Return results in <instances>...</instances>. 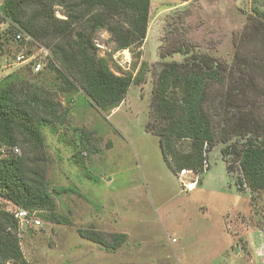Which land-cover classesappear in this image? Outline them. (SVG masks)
Here are the masks:
<instances>
[{"label": "rangeland", "instance_id": "1", "mask_svg": "<svg viewBox=\"0 0 264 264\" xmlns=\"http://www.w3.org/2000/svg\"><path fill=\"white\" fill-rule=\"evenodd\" d=\"M254 8L264 9V0H150L140 46L117 49L110 34L99 30L96 52L115 75H135L146 63L144 80L131 83L108 110L99 109L80 87L60 92L46 66L37 74L25 70L16 55L42 52L35 41L12 40L15 29L2 20L0 79L18 73L61 102L57 117L42 126L52 213L60 220H46L50 211L32 210L40 224L17 226L25 264H264V189L238 181V164L219 136L222 111L211 112L213 146L201 169H190L198 176L178 177L179 160L194 148L189 138L174 139L173 151L163 157L153 116L161 68L195 52L233 64L235 42ZM176 45L188 50L186 56L166 54ZM242 48L249 57L256 49L264 53L248 37ZM168 90L177 93L174 86ZM194 180L192 189L182 184ZM0 207L11 213L18 208L1 195Z\"/></svg>", "mask_w": 264, "mask_h": 264}, {"label": "trees", "instance_id": "2", "mask_svg": "<svg viewBox=\"0 0 264 264\" xmlns=\"http://www.w3.org/2000/svg\"><path fill=\"white\" fill-rule=\"evenodd\" d=\"M149 6L150 0H1L0 23L7 21L15 29L12 40L20 32L27 37L21 42L35 41L34 46L49 50L44 66L55 74L60 92L80 87L99 109L108 110L124 98L131 83L144 80L146 63L135 75H115L107 58L97 54L95 35L107 31L117 49L140 46ZM250 18L235 42L233 64L195 52L161 68L153 116L159 122L155 132L163 157L173 151L171 140L189 138L194 152L180 159L177 168L199 170L204 148L209 151L214 142L211 112L221 110L227 115H222L219 131L220 140L228 143L224 151L238 164L240 184L258 190L264 189V53L256 49L249 57L242 44L247 37L256 39L264 50V9L254 8ZM171 52L186 56L188 50L176 45L166 54ZM170 86L178 95L169 94ZM54 97L47 87L18 73L0 79V195L16 207L50 211L45 219L58 222L46 180L42 133V126L57 117L61 106ZM14 146L19 147L18 154L1 153V148ZM16 230L13 213L0 207V264H25ZM87 236L99 241L96 233Z\"/></svg>", "mask_w": 264, "mask_h": 264}, {"label": "built area", "instance_id": "3", "mask_svg": "<svg viewBox=\"0 0 264 264\" xmlns=\"http://www.w3.org/2000/svg\"><path fill=\"white\" fill-rule=\"evenodd\" d=\"M25 39L27 37H25L22 33L17 32L14 36V41L16 42H21L22 39ZM39 51L42 52V56H40V54H34L33 52L31 53H24V52H19L16 55V61L18 63H22L23 66L24 65H30L31 69L33 72H38L40 71L43 67H44V63L45 60L48 59V57L50 56L49 50L45 47H38ZM14 153V154H18L19 153V149L14 146L11 148H1V153L5 154V153ZM207 151H203V155H204V159L203 162L205 163V155H206ZM204 167H206V164H204ZM189 175V174H193L195 176H198L197 172H193L190 169H185L182 168L178 171V177L181 176H185V175ZM195 180L194 181H187V182H182V184L184 185L185 188L187 189H192V187L194 186ZM14 217L17 220V226L18 229L21 230V228H27L30 226H37L40 224V220L39 218L36 216L35 212L29 211L25 208H21L18 207L15 210L12 211ZM6 264H10L9 262H6Z\"/></svg>", "mask_w": 264, "mask_h": 264}, {"label": "crops", "instance_id": "4", "mask_svg": "<svg viewBox=\"0 0 264 264\" xmlns=\"http://www.w3.org/2000/svg\"><path fill=\"white\" fill-rule=\"evenodd\" d=\"M0 4H1V0H0Z\"/></svg>", "mask_w": 264, "mask_h": 264}, {"label": "bare ground", "instance_id": "5", "mask_svg": "<svg viewBox=\"0 0 264 264\" xmlns=\"http://www.w3.org/2000/svg\"><path fill=\"white\" fill-rule=\"evenodd\" d=\"M125 53V52H124ZM127 55V54H126ZM193 188V187H192Z\"/></svg>", "mask_w": 264, "mask_h": 264}]
</instances>
